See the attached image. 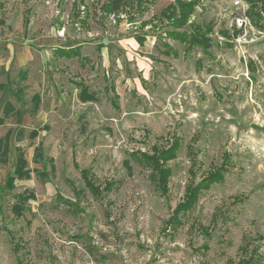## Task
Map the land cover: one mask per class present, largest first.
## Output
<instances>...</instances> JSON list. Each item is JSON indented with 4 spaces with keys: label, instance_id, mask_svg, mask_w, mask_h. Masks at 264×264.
<instances>
[{
    "label": "rangeland",
    "instance_id": "1",
    "mask_svg": "<svg viewBox=\"0 0 264 264\" xmlns=\"http://www.w3.org/2000/svg\"><path fill=\"white\" fill-rule=\"evenodd\" d=\"M172 1L0 0V77L40 87L11 116L30 144L0 192V264H264V32L243 0H199L183 30L212 24L210 46L184 54L157 19ZM174 139L162 185L147 157Z\"/></svg>",
    "mask_w": 264,
    "mask_h": 264
},
{
    "label": "trees",
    "instance_id": "2",
    "mask_svg": "<svg viewBox=\"0 0 264 264\" xmlns=\"http://www.w3.org/2000/svg\"><path fill=\"white\" fill-rule=\"evenodd\" d=\"M243 1L248 4L246 15L247 18L249 19L251 26L255 27L259 31L264 32V0H243ZM198 3L199 0H173L164 9L161 10L159 17L157 18L161 23H164V21H166L168 27H170V30L166 31L164 33V36L172 41H176L181 45H183L184 54L190 51L193 47H200L203 50L206 49L208 46H210L211 40L206 35L212 32L213 30L212 24H208V23L198 24L192 21L188 24L189 29L183 30L185 25L189 22L190 18L194 14ZM0 25H2V22H0ZM142 25L144 27L146 24L143 23ZM222 35L225 36L226 32H222ZM137 42L139 45L143 44L142 39L137 38ZM161 45L164 48L163 50L160 49L159 45L155 47L159 53H162L166 56H168L172 51L173 53H176L175 50L166 41L161 42ZM52 52L56 55H64L68 58L77 53L76 50L72 48L64 49L61 47L54 48ZM196 64L200 66L201 64L200 60H197ZM18 75H20V78L22 80H25L26 71H20ZM13 95L20 103L24 104L21 87H15L13 89ZM34 97L35 96H33L32 99H34ZM10 112H13L16 115L21 113L20 110L14 111L9 106L7 112L6 109L4 110V115L2 118H0V124L3 123L4 119L7 117V114ZM20 133L21 132L19 130L17 132V138L18 135H20ZM9 135L10 133L7 134V136H5L4 138L0 139V146L1 145L3 146V154H5L6 152L8 153L7 141ZM177 142L178 140L174 139L172 144L166 149L154 148L156 151L155 154L159 153L158 157L155 158V155L147 157V162L149 163L152 170L155 171L154 178L158 180L159 184L165 185L166 179L169 175V173L166 170L162 169V164L164 162H160V161H166L175 156V152L178 149ZM223 157L224 158L222 164L221 166H219V168H217L209 176L204 178L197 185L188 186V190L186 191V202L184 204H180L176 209V211L185 210L188 207L192 206L197 199V195L199 194V191L205 186L211 183H218L223 180L222 172L224 171V168L228 163L231 164L230 154H224ZM24 163L25 160L22 157L17 156L14 169L6 176L4 185L2 187L0 186V192H2L3 190L5 191L12 190L13 182H14L13 173H16L17 170L20 168V166L23 165ZM86 184L88 185L89 182H87Z\"/></svg>",
    "mask_w": 264,
    "mask_h": 264
},
{
    "label": "crops",
    "instance_id": "3",
    "mask_svg": "<svg viewBox=\"0 0 264 264\" xmlns=\"http://www.w3.org/2000/svg\"><path fill=\"white\" fill-rule=\"evenodd\" d=\"M1 49H3V48L0 47V50ZM3 66L4 67L7 66L6 60L4 62H0V67H3ZM20 71H23V70L19 69L16 74L18 75V73ZM25 80L26 81L24 82V84L21 85L22 97H23L24 102H25V100H29V98H31L34 94H36L40 91L39 85L36 84V87H35V84L31 78H28V79L25 78ZM13 85H14L13 80L9 79L8 76H6L5 80H2L0 77V118L3 117L5 109L7 112V109L9 108V106L14 111L15 110L21 111V109L24 105V104L20 103L15 98V96L13 95V89L16 87ZM13 114H14L13 112L8 113L7 117L4 119L3 123L0 124V139L4 138L5 136H7V134L10 133L8 141H7V145H8L7 160L3 164L0 163V186L1 187L4 185V181H5L6 176L11 171H13V168L16 164V157L19 153L18 148L23 147L24 145L26 146V145L30 144L28 139H24V137L21 136V133H20V135H18V138H17V132L19 130L21 132L23 128L24 129L26 128V126L21 125V124H17V123L14 124L13 123L14 121L11 118V116ZM43 115H47L45 113V111L41 110V111L37 112L36 116L32 119L31 123L28 124L30 127L29 128L30 131L39 130L41 125H43L42 124L43 123L42 121L44 119ZM30 148L31 147L28 148V154L27 155H30V150H29Z\"/></svg>",
    "mask_w": 264,
    "mask_h": 264
},
{
    "label": "built area",
    "instance_id": "4",
    "mask_svg": "<svg viewBox=\"0 0 264 264\" xmlns=\"http://www.w3.org/2000/svg\"><path fill=\"white\" fill-rule=\"evenodd\" d=\"M236 3H238V2H236ZM235 22H236V25H237L239 28H241L242 26H245V24H246V21H245L244 19H241V18H237V19L235 20Z\"/></svg>",
    "mask_w": 264,
    "mask_h": 264
}]
</instances>
